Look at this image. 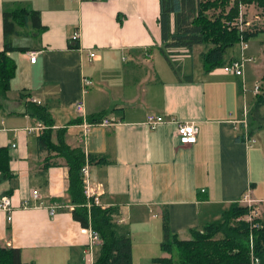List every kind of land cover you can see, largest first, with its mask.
<instances>
[{"label":"crops","instance_id":"0c3cea01","mask_svg":"<svg viewBox=\"0 0 264 264\" xmlns=\"http://www.w3.org/2000/svg\"><path fill=\"white\" fill-rule=\"evenodd\" d=\"M19 8L39 11L43 29L29 20L10 35L14 46L29 49L9 52L16 72L0 96V147L10 166V177L0 174V200L10 202L0 208V247L21 248L25 264L95 263L100 245L87 248L89 228L71 214L67 164L40 144L49 128L52 143L64 137L107 159L89 165L90 185H102L100 203L116 207L115 220L131 239L141 228L162 230L163 211L170 232L189 239L244 196L264 202V104L249 93L246 69L244 77L207 69L200 53L195 63L194 46L163 50L159 0H0V50L3 11ZM253 44V69L262 78L264 43ZM83 76L94 81L84 116L75 107ZM30 103L45 106L53 125L32 114ZM103 110L84 137L83 119ZM149 114L165 121L151 127ZM185 120L198 128L193 144L179 142L177 124ZM48 157L54 163L44 167ZM53 204L61 207L50 213Z\"/></svg>","mask_w":264,"mask_h":264},{"label":"trees","instance_id":"16d2710c","mask_svg":"<svg viewBox=\"0 0 264 264\" xmlns=\"http://www.w3.org/2000/svg\"><path fill=\"white\" fill-rule=\"evenodd\" d=\"M229 0H159L160 31L162 48L172 46L191 50L196 44L208 45L207 51L200 53L202 63L207 69L215 66H222L228 61L224 58V52L228 47L233 46L241 36L247 40L251 35L257 36L263 29L245 30L241 32L238 26L226 24L221 15L209 16L207 11L211 8H223ZM260 5L264 0H256ZM237 5H233L227 14L228 20H233L238 12ZM3 18V38L4 45L0 50V96L6 95L9 88L10 79L14 75L15 63L9 52L27 51L29 48L18 45L14 46L10 40V35L16 33V24L27 25L29 21L36 30H42L39 11L31 9H17L15 11L4 10ZM235 20V19H234ZM233 20V22H234ZM264 43V39L262 41ZM264 83V76L261 78ZM261 88V85H260ZM257 102L264 104V93H258ZM32 114L48 126L53 123L49 110L43 105L30 103ZM103 110L94 115L89 114L88 121L98 122L107 114ZM53 125V124H52ZM50 128L44 130L39 136V141L47 151L55 152V156H60L65 160L68 167V195L70 202L75 206L71 210L72 217L79 221L83 227H91L99 232L101 243L96 252L95 264H132V240L129 231L124 230L116 222L114 215L117 213L116 207H101L93 203L90 207L86 204L81 168L89 163L105 164L106 158L97 157L94 154H86L85 150L78 144L69 146L61 137L58 143L50 140ZM61 132V131H60ZM63 132V129H62ZM43 148V147H42ZM9 153L6 148L0 147V174L2 178L10 177ZM44 163V167L50 166V157ZM50 160V161H49ZM251 208L239 202L231 203L221 217L210 222L202 229L193 230L189 239H180L176 234H172L169 228V220L166 211L162 213L163 240L160 242V249L167 256L153 258L155 263L174 264L173 257L170 256L173 249L177 251L179 264H249L251 250L260 258L259 264H264V221L260 218L254 219L259 223L253 227L251 223L237 218L250 213ZM235 221V224L233 223ZM217 233L221 236H215ZM21 248L0 247V264H25L21 258ZM29 264V263H27Z\"/></svg>","mask_w":264,"mask_h":264},{"label":"rangeland","instance_id":"374dc122","mask_svg":"<svg viewBox=\"0 0 264 264\" xmlns=\"http://www.w3.org/2000/svg\"><path fill=\"white\" fill-rule=\"evenodd\" d=\"M237 5L238 12L235 18L230 21L227 18V14L230 12V9L232 8L233 5ZM207 14L209 16H216V15H225L223 17L224 21H226V24L229 25V27H232V25L238 26L239 30L245 31V30H257V29H263L264 28V3L263 5L257 3L256 0H229L226 5H224L223 8H211L207 11ZM240 18L245 22L241 23ZM241 24H244L240 26ZM255 36L251 35L248 38V45L246 47L242 48L240 47V42L241 40H237V42L233 45L228 47L227 50L224 52V58L225 60H228L230 57L235 58L240 56V52L246 57H252V53L254 52V49L256 46H254L253 42L255 43L258 40L263 41L264 35L262 36ZM252 42V43H251ZM208 45L205 44H196L194 46V55H195V63H197L198 58L196 56L199 55V53L203 51H207ZM258 48V47H256ZM242 50V51H241ZM256 55V53H254ZM229 57V58H228ZM253 59V57H252ZM247 61L245 63V69L247 72V86L249 93L254 92V84L260 83L262 86L263 81L261 80V76L258 75L255 69H253L254 64L256 63L254 60ZM264 120V119H263ZM257 201V204H252V217L254 219L260 218L261 221H264V202H259ZM261 203V204H260ZM242 204V203H240ZM153 213L156 215L158 214L157 211L154 209ZM248 217V216H246ZM237 221V220H236ZM254 221V220H253ZM235 224V221H233ZM158 229V228H157ZM217 236H221V234L217 233L215 238ZM132 239H133V259H132V264H158L153 261V258L157 256L163 255L164 252L160 249L159 244L163 240V229L155 230L154 227L152 229L150 228H141L140 231L135 230L134 233H132ZM131 239V240H132ZM170 256L173 257V261L175 262L174 264H179L177 261L178 259V254L175 249H173L172 253Z\"/></svg>","mask_w":264,"mask_h":264},{"label":"built area","instance_id":"2783aa9c","mask_svg":"<svg viewBox=\"0 0 264 264\" xmlns=\"http://www.w3.org/2000/svg\"><path fill=\"white\" fill-rule=\"evenodd\" d=\"M241 20V23H244L245 22L240 18ZM244 24H241L240 26L244 25ZM243 32V31H242ZM74 39L75 41H80L78 40L79 39V35L78 33H75L74 34ZM240 47L242 48L243 50V47H246V40L243 38V36H241V42H240ZM241 50V51H242ZM90 57L92 58L95 54L93 52H90L89 53ZM31 57L30 58V61H35V54H32L30 55ZM252 59V57H248L246 58L241 52H240V56L237 57V58H232L228 63H225L224 65H222V69L223 70H226L228 73H233L235 75H242V77H244V67H245V63H247V61H250ZM82 81L83 83H81V96L79 97V99H76L75 101V107L76 109L79 111V113L81 115L84 116V97L86 96L85 94L87 93L88 91V88L90 87V85L93 84L94 81H92V79L88 76H83L82 77ZM254 93L258 94L261 92L262 88H260V83H256L254 84ZM242 89L245 90L244 88V82L242 81ZM34 102V100H32ZM37 101V100H35ZM38 102V101H37ZM147 124L150 125L151 127H155L159 122H164L165 119L160 116L159 114L157 116H154V115H148L147 116ZM99 122V121H98ZM101 122H108L106 121V119H103V121ZM93 122H90V121H87L86 118L83 119V124L82 125V128H83V131H82V135L85 137V135L87 134V132L89 131V128H90V125L92 124ZM243 123H244V130L245 132H243V135H244V139L246 142H250V141H253L251 139V137L249 136V129L247 128V125H246V117L243 119ZM177 132L179 133L178 134V139H179V142L181 144H193L195 143L196 141V136L198 134V128L196 126V124L194 122H191V121H188V120H185L183 122H178L177 124ZM89 163L85 164L82 168H81V173H82V177L83 178V185H84V193L86 195V204H87V207H90L93 203L95 204H98L99 206L103 207L102 204L100 203L99 201V195H100V192H101V189H102V185L100 184L99 185V188H95L93 185L91 186L90 185V177H89ZM32 195L37 198L38 197V189H34L32 190ZM239 203H242V204H246L247 206H249L251 208L250 210V213L249 214H245L244 216L242 217H239L237 218L236 220H246L247 222L251 223V225L253 227H257L259 223H255L253 220L254 218L252 217V199L251 198H248V197H243V199L241 201H239ZM10 206V202H9V198L8 197H2L1 200H0V208H3V209H9L8 207ZM61 207L60 205H52L50 207V213H52L53 211H55L57 208ZM248 216V217H246ZM89 228V238H88V241H87V245H88V249L90 251H92L93 247L95 245H100L101 243V237H100V234L98 231L96 230H93L90 226L87 227ZM251 255H250V263L249 264H259V261H260V258L258 256H256V254H254L251 250ZM92 264H95L94 262Z\"/></svg>","mask_w":264,"mask_h":264}]
</instances>
